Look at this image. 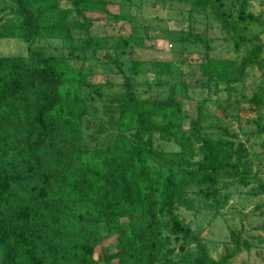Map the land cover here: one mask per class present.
<instances>
[{
    "label": "trees",
    "instance_id": "16d2710c",
    "mask_svg": "<svg viewBox=\"0 0 264 264\" xmlns=\"http://www.w3.org/2000/svg\"><path fill=\"white\" fill-rule=\"evenodd\" d=\"M163 1L188 6L185 32L172 58L134 57L129 71L91 33L126 21V0L0 4V38L27 45L26 55H0V264H227L235 254L213 257L182 210L196 211L197 199L264 196V151L253 150L264 133V80L251 95L240 88L262 66L264 15L253 0ZM255 24L262 30L250 35ZM139 25L119 41L142 45ZM73 31L87 34L84 55L98 58L100 48L123 79H99L74 65V50L44 43ZM226 41L237 54H213ZM189 51L200 56L186 71ZM244 117L257 123L250 144L245 126L231 123ZM263 212L261 201L251 214Z\"/></svg>",
    "mask_w": 264,
    "mask_h": 264
},
{
    "label": "rangeland",
    "instance_id": "374dc122",
    "mask_svg": "<svg viewBox=\"0 0 264 264\" xmlns=\"http://www.w3.org/2000/svg\"><path fill=\"white\" fill-rule=\"evenodd\" d=\"M9 0H0V4ZM186 8L188 6L179 5L177 3L170 4L163 0H126L124 11L127 13L126 21L117 26L97 25L94 26L91 33L99 37V45L110 47L108 53L113 57L119 56V62H122L124 68L128 70V66L134 57L144 59H170L173 56L172 46L175 35H180L185 32ZM112 9L117 11L118 8L112 6ZM184 9V11H183ZM252 11L256 14L264 15V0H253ZM131 19L132 21H130ZM264 23V18L261 19ZM139 23L137 34L142 36V45L134 46L127 45L125 41H119L129 35L134 28V25ZM147 25V29L142 30V25ZM264 27H262L263 29ZM260 24H255L252 34H258L257 30H262ZM139 31H141L139 33ZM143 31V32H142ZM174 33V34H173ZM213 36L219 35V27L213 26L210 30ZM87 38L86 33L73 31L69 39H49L44 41L46 45L52 48H65L66 52L74 50L73 63L76 66L93 68L98 72V78L104 79L106 76L117 81L123 79V73L119 70L115 61L111 57H104V52L98 50V58L91 54L90 49H85L86 54L81 49H84V40ZM263 45L262 66L258 65L251 67L248 70L244 80L243 92L251 95L253 91L263 83L264 80V33L256 39ZM115 41L120 43L119 47L113 46ZM95 43V42H94ZM225 47H218L215 55L234 56L237 52L233 50V44L230 41ZM96 45V43H95ZM97 45V46H99ZM124 50V51H123ZM77 51V52H76ZM76 53H81L76 56ZM124 53V56H121ZM248 53V47H243L239 52V57H243ZM27 45L21 38H0V55H26ZM87 56V57H86ZM198 51H189L185 53V62L182 63L183 69L188 71L194 68L191 66L199 59ZM148 64H145L147 69ZM92 70V69H91ZM89 71V70H88ZM185 109L189 110V104L186 102ZM234 123L236 129H241L242 123L245 129L242 131L243 140L248 141L253 135L254 129L257 130V123L251 117H244L241 121ZM264 137V133L260 139L253 145V150L257 153H262L264 150L260 141ZM255 136L253 135V142ZM161 147L169 149L171 145L165 142H159ZM263 163V162H262ZM264 169V165L262 166ZM264 201V196H250L244 193H233L226 204L220 206L209 204L202 200H196V211L182 210L183 216L192 222L196 233L203 238L208 246L210 254L215 258H220L228 253L234 254L230 257L227 264H264V212L258 216L252 215L253 208ZM251 214V215H250ZM234 234V235H233ZM243 241V245L236 249V241ZM247 241V245H245ZM195 244L193 243V246ZM116 264V262H115Z\"/></svg>",
    "mask_w": 264,
    "mask_h": 264
}]
</instances>
